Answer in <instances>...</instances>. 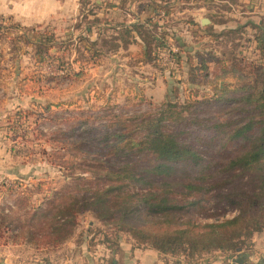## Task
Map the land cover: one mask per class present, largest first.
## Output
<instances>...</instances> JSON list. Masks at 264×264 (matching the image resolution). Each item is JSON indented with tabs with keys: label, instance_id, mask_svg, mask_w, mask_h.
Segmentation results:
<instances>
[{
	"label": "trees",
	"instance_id": "obj_1",
	"mask_svg": "<svg viewBox=\"0 0 264 264\" xmlns=\"http://www.w3.org/2000/svg\"><path fill=\"white\" fill-rule=\"evenodd\" d=\"M155 1L159 5L154 15L134 26H112L103 21L109 18L97 16L95 3L94 13L84 14L90 7L87 3L85 9L81 7L76 31L101 24L102 28L96 38L83 36L80 42L94 48L95 56L105 54L107 47L116 48L117 52H127L141 66L158 67L159 52L168 51V41L175 40L176 35L166 26L173 17L172 0ZM203 1L215 5L211 0ZM218 1L224 6L237 2ZM163 10L165 18L161 16ZM166 20V24H160ZM184 24L195 25L191 19ZM250 25L256 31L252 49L261 64L239 74L233 90L209 80V93L200 94L185 87L183 91L188 96L182 100L178 82L187 84L189 79H181L174 88L176 102H164L157 112L127 115L123 109L117 113L107 107L103 116L86 112L76 117L70 134L53 139L60 150L42 151L62 160L60 168L71 176L75 190L71 186L55 193L47 210L41 206L25 207L31 220L41 219L42 227L37 230L40 234L34 229L23 233L26 224L17 220L15 213L0 214V242L22 240L37 250L41 248L42 253L62 255V247L70 241L80 243L87 238L94 244L97 240L108 249L119 251L121 240L127 237L138 246L182 257L189 264L217 252L243 257L252 246L253 237L264 232V16ZM46 30L34 34L40 39L37 46L49 57L56 35ZM137 43L138 50L129 51ZM177 45L181 51L171 53L175 67L166 68L172 73L183 72L186 62L192 78L195 73L209 79L212 60L202 57L195 64L194 57L188 53L184 57L183 47ZM222 64L224 75L239 72L238 64L234 63L232 69L224 66L226 61ZM59 67L67 69L62 63ZM224 75L214 79L224 80ZM31 114H14L11 129L16 137H26L27 133L15 131ZM97 119L106 123L98 127L94 125ZM35 131L38 136L43 135L39 128ZM17 146L14 144L13 148L19 149ZM66 155L76 160H65ZM6 193L13 190L8 188ZM223 207H231L236 215L221 218L223 212L218 209ZM86 214L95 222L79 230V219ZM31 220L28 218V224Z\"/></svg>",
	"mask_w": 264,
	"mask_h": 264
},
{
	"label": "rangeland",
	"instance_id": "obj_2",
	"mask_svg": "<svg viewBox=\"0 0 264 264\" xmlns=\"http://www.w3.org/2000/svg\"><path fill=\"white\" fill-rule=\"evenodd\" d=\"M181 2L183 4L172 0V19L160 23L166 24L168 21L166 26L169 32L176 35V39H169L168 51L159 52L158 67L141 66L127 52H117L116 48L107 47L109 51L95 56L94 48H89L87 42H80V38L88 35L75 33L73 28L76 23L70 30L62 29L55 34L50 56L47 57L45 51L41 52L43 48L37 46L40 39L34 34L47 31L46 29L37 31L36 28L13 27L12 23L0 21V214L13 216L15 213L18 217L15 218L26 224L23 226V233L27 229H34L36 234H40L37 230L42 227L41 219L31 220L32 215H28L25 207L36 209L41 206L47 210L48 201L55 193L67 190L73 185L71 176L66 175V171L60 168L62 160L42 151L53 153L60 150V145L53 139L64 138L66 133L70 134L71 126L77 123L74 120L76 117L86 112L103 116V110L107 107L117 113L123 109L127 115L154 113L164 102H176L174 88L178 80L189 79L187 84L178 82L180 97L184 100L188 96L183 91L185 87L198 90L200 94L209 93L212 85L207 83L209 80L215 84L220 82L221 86L226 84L233 90L239 74H246L261 64L260 57L252 49V39L256 31L250 25L257 24L261 16L258 13L252 14L253 10L244 9L241 6L244 0H237L234 5L226 6L218 0L210 1L215 5L203 0ZM186 3L204 5L206 9L202 13L213 18L217 28L207 30L184 24L191 16L189 11L184 16L180 14ZM260 4H264V0ZM84 5L86 3H83V9L86 8ZM94 10L96 9L92 1L83 13H94ZM90 17L92 21L94 18ZM85 29L87 27H83ZM89 38L94 39L92 35ZM177 43L183 47L185 53L182 55L185 57L186 53L190 54L194 57L195 64L202 57L212 60L209 79L204 80L195 73L192 78L186 62L183 64V72L178 70L172 73L167 69L175 67L171 53L181 49ZM222 61H226L224 66H228V69H232L234 63L238 64L239 72L224 75ZM60 63L67 69L60 70ZM215 74L224 75V80L214 79ZM168 98L171 100L166 101ZM20 111L32 112L28 120L19 125L20 129L15 131L23 135L27 133L25 138L16 137L17 134L11 129V124L15 121L14 114ZM105 123L104 119H97L94 125L99 127ZM36 128L43 135L38 136ZM14 144L21 150L14 149ZM17 150L20 153L15 156ZM62 152L66 154V151ZM65 160L76 159L66 155ZM79 172L81 171H75ZM15 173L20 174L21 178H13ZM8 188L13 193H6ZM71 189L75 190L73 186ZM22 208L23 211L20 210ZM218 211L223 212L221 218H232L236 215L231 207H223ZM28 218L31 220L30 224ZM94 222L91 215H83L79 219V230L89 228Z\"/></svg>",
	"mask_w": 264,
	"mask_h": 264
},
{
	"label": "crops",
	"instance_id": "obj_3",
	"mask_svg": "<svg viewBox=\"0 0 264 264\" xmlns=\"http://www.w3.org/2000/svg\"><path fill=\"white\" fill-rule=\"evenodd\" d=\"M89 1H94L98 6L97 16L102 19L106 15L109 19L103 21L112 26L138 25L153 16L159 5L155 0H0V21L16 23L25 29H48L57 35L62 29L73 28L80 18L83 3L87 4ZM175 1L182 3V0ZM260 1L244 0L241 6L253 10L252 14L258 13L262 18L264 4H260ZM235 6L239 8L237 4ZM182 7L185 8L180 14L184 16V13L189 11L191 14L189 19L194 21L195 27L205 29L202 20L206 17L210 20L206 26L211 30L217 28L215 21L206 13L205 15L202 13L206 9L204 5L186 3ZM101 28L102 24L100 27L92 26L91 29L82 28L77 31L73 29L75 33L82 32L96 38L97 31ZM137 40L140 42L138 38ZM135 50H138V43L130 46L129 51ZM13 176L21 178L18 173ZM62 252V255L57 252L42 253L24 242L1 241L0 264H189L182 257L165 255L148 246H138L134 240L127 237L121 240L119 251H112L104 244L97 243V240L91 244L89 239L85 238L80 243L76 240L66 243L62 247ZM239 258L244 260V264H264V232L253 237L252 246L243 257L217 252L194 264H233L234 260Z\"/></svg>",
	"mask_w": 264,
	"mask_h": 264
},
{
	"label": "water",
	"instance_id": "obj_4",
	"mask_svg": "<svg viewBox=\"0 0 264 264\" xmlns=\"http://www.w3.org/2000/svg\"><path fill=\"white\" fill-rule=\"evenodd\" d=\"M210 23V20L208 18H204L202 20V25L206 26ZM233 264H244V260L242 258L234 260Z\"/></svg>",
	"mask_w": 264,
	"mask_h": 264
},
{
	"label": "built area",
	"instance_id": "obj_5",
	"mask_svg": "<svg viewBox=\"0 0 264 264\" xmlns=\"http://www.w3.org/2000/svg\"><path fill=\"white\" fill-rule=\"evenodd\" d=\"M161 16H165V13L161 12Z\"/></svg>",
	"mask_w": 264,
	"mask_h": 264
}]
</instances>
